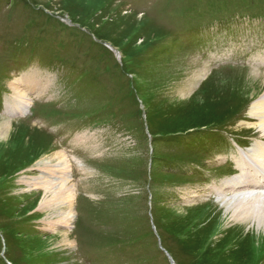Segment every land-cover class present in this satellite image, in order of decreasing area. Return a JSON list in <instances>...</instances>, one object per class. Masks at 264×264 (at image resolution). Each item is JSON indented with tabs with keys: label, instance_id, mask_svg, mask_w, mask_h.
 Wrapping results in <instances>:
<instances>
[{
	"label": "rangeland",
	"instance_id": "obj_1",
	"mask_svg": "<svg viewBox=\"0 0 264 264\" xmlns=\"http://www.w3.org/2000/svg\"><path fill=\"white\" fill-rule=\"evenodd\" d=\"M263 61L264 0H0V120L51 135L0 146V264H264L260 228L225 206L241 149L264 145ZM31 71L45 91L11 117ZM65 166L69 223L23 182Z\"/></svg>",
	"mask_w": 264,
	"mask_h": 264
},
{
	"label": "bare ground",
	"instance_id": "obj_2",
	"mask_svg": "<svg viewBox=\"0 0 264 264\" xmlns=\"http://www.w3.org/2000/svg\"><path fill=\"white\" fill-rule=\"evenodd\" d=\"M141 18L142 20L145 19V17ZM23 76V78H18L10 84L12 94L5 98V110L6 113L11 117L27 116L33 103V99L40 97L42 95L41 93L44 91V86L48 84L46 81L40 79L37 74L35 75L33 71L28 72L27 74L24 73ZM249 115L258 121L257 125L264 134V94L252 103ZM17 129L18 127H14V131L11 132L10 122L0 120V146L2 148H6L7 146L11 147L9 146L10 141L14 136H17V140L21 139L22 141L25 140L31 143L34 142L36 146L40 145L42 147L45 145L47 140H50L47 135L39 132V130H34L35 133L32 135L31 132L22 133L23 130L16 131ZM246 153L249 154L251 151ZM246 153L240 152V158L237 161V167L240 171V174H236L234 178L229 179V181L226 180L225 182V187L228 188L232 193H235V195H238L231 201H227L225 206L227 209H231L233 211V216L238 217V219L242 220V222L245 224L252 222L257 224L258 228L261 230L259 233L264 235V180H262V178H264V166L257 164V161H259L260 163H263L262 165H264V145L262 143L253 145V153H255L253 154V160L247 159ZM57 156L60 158V161L56 162L54 165L48 163L47 159L52 160L49 155L47 159L44 158L37 161L36 166L39 167V169H44L50 165L59 166L62 164L64 165L65 162H67L66 159H64L62 152H58ZM54 171L55 170L47 171L48 173L46 174L48 175L45 176V181L40 177L38 182L37 180L26 178L23 179V182L30 188H34L36 186H41L43 188L45 193L43 194V198L41 200L43 202L42 205L44 208H66V212L64 211V220L66 223H69L73 217L71 211L75 201L76 192L74 189H70L66 184H63L66 183L71 177V175H68L66 172V166L59 171V177L55 175ZM58 178L59 181H57ZM31 180L34 181L31 183ZM232 201L235 202L232 203ZM69 241L70 240L65 237V244L69 243Z\"/></svg>",
	"mask_w": 264,
	"mask_h": 264
},
{
	"label": "trees",
	"instance_id": "obj_3",
	"mask_svg": "<svg viewBox=\"0 0 264 264\" xmlns=\"http://www.w3.org/2000/svg\"><path fill=\"white\" fill-rule=\"evenodd\" d=\"M217 71H220V70H217ZM217 71H216V72H217ZM246 107H247V106H246ZM246 107H245V108H246ZM148 121H149V120H148ZM45 133H46V132H45ZM46 134H47L48 136L51 137V135H49L48 133H46ZM0 230H1V228H0ZM5 240H7L6 237H5ZM6 242H7V241H6ZM13 264H15V263L13 262Z\"/></svg>",
	"mask_w": 264,
	"mask_h": 264
},
{
	"label": "water",
	"instance_id": "obj_4",
	"mask_svg": "<svg viewBox=\"0 0 264 264\" xmlns=\"http://www.w3.org/2000/svg\"><path fill=\"white\" fill-rule=\"evenodd\" d=\"M113 49H115V48H113ZM142 107H143V105H142Z\"/></svg>",
	"mask_w": 264,
	"mask_h": 264
}]
</instances>
